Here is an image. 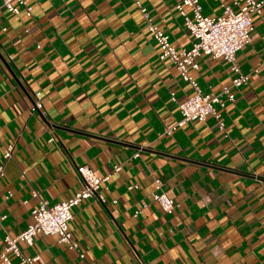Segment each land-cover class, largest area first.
<instances>
[{
  "label": "crops",
  "instance_id": "1",
  "mask_svg": "<svg viewBox=\"0 0 264 264\" xmlns=\"http://www.w3.org/2000/svg\"><path fill=\"white\" fill-rule=\"evenodd\" d=\"M25 1L30 16L0 1V143L14 145L7 160L0 152V250L40 199L81 190L76 164L97 176L119 164L98 189L104 202L72 209L77 250L38 234L21 252L37 264H264V10L236 53L249 81L218 107L224 129L208 116L166 134L180 119L176 102L194 89L158 59L133 0ZM139 1L174 47L191 46L178 0ZM199 2L205 15L222 13L217 0ZM225 3L237 10L242 0ZM197 62L190 74L202 93L229 83L222 59ZM155 178L177 204L172 213L152 200Z\"/></svg>",
  "mask_w": 264,
  "mask_h": 264
},
{
  "label": "built area",
  "instance_id": "2",
  "mask_svg": "<svg viewBox=\"0 0 264 264\" xmlns=\"http://www.w3.org/2000/svg\"><path fill=\"white\" fill-rule=\"evenodd\" d=\"M4 8L10 13L18 14L21 8L27 16L31 15L32 6L25 0H0ZM221 3L223 10L220 15H205L199 0H178L175 8L183 18V25L193 37V42L189 48H176L169 41V35L155 24L149 11L139 0H133L143 16L145 26L155 40L160 60H168L177 70L179 77L188 82L194 92L186 99L177 103L180 119L175 125L165 129L166 134H171L176 127H180L189 121H204L208 116L216 119L219 129H224L219 108L224 107L225 101H234L235 92L249 81V75L239 68L236 62V53L250 41L253 30L252 16L261 14L264 10V0H242L237 10L225 3V0H217ZM190 10L187 12L185 8ZM207 55L215 59H222L228 64L232 73L228 84L220 87L216 93H202L197 82L190 74V70H197L199 65L197 58ZM171 99L175 101L173 93ZM40 102H36V107H40ZM219 107V108H218ZM54 138L50 137L49 141ZM14 145L12 143H0V152L3 159L7 160L12 156ZM138 152L134 154L137 156ZM121 169V165H113L111 172L104 176H97L87 165L74 166L75 174L81 183V190L73 197L48 204L44 199H40L37 205L31 210V221L26 228L15 236L5 235L3 246L0 250V259L6 264H10L9 254L17 256L22 264H37L38 255H24L18 243L23 242L31 245L33 239L38 234L56 235L58 241L66 245L69 249L77 250V243L72 240L68 228V223L73 217V207L79 205L83 200L94 197L104 202L103 196L98 193L101 183L107 181L112 172ZM3 174V165H0V175ZM154 191L152 200L165 213H172L177 204L174 199L163 189L162 181L154 179ZM134 186H129L133 188ZM34 196L38 191L33 190ZM115 202V201H114ZM137 214V211L134 215ZM79 256L82 258L83 254Z\"/></svg>",
  "mask_w": 264,
  "mask_h": 264
}]
</instances>
